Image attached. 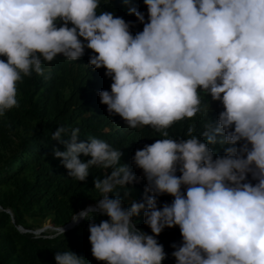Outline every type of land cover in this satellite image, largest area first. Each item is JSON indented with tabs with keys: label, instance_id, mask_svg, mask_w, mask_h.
Here are the masks:
<instances>
[{
	"label": "clouds",
	"instance_id": "9594fccd",
	"mask_svg": "<svg viewBox=\"0 0 264 264\" xmlns=\"http://www.w3.org/2000/svg\"><path fill=\"white\" fill-rule=\"evenodd\" d=\"M143 3L147 22L129 8L143 24L132 35L131 21L97 14L100 0H0V56L6 58L0 59V116L19 107L23 77L43 75L42 64L58 54L75 61L91 50L89 65L103 67L112 80L110 91L99 92L107 112L128 128L149 126L165 137L135 152L145 193L152 195L126 208L118 194L109 196L135 181L119 163L122 152L96 138L77 143L78 128L52 134L65 147L53 155L67 176L85 181L93 167L112 169L93 181L101 194L96 207L72 216L73 222L89 221L92 256L105 264H162L166 254L155 237L178 226L176 264H264V0ZM201 93L223 106L216 126L205 125L206 142L192 135L191 126L190 138H168L174 123L202 112ZM217 143L230 147L214 159L208 145ZM162 194L174 199L158 208ZM141 210L152 235L132 221ZM94 212L107 219L95 223ZM54 259L84 261L71 251Z\"/></svg>",
	"mask_w": 264,
	"mask_h": 264
},
{
	"label": "trees",
	"instance_id": "16d2710c",
	"mask_svg": "<svg viewBox=\"0 0 264 264\" xmlns=\"http://www.w3.org/2000/svg\"><path fill=\"white\" fill-rule=\"evenodd\" d=\"M133 7L144 13L147 22V7L143 0H128V3L124 0H100L97 14L107 11L125 22L131 21L129 31L135 35L143 30V24L129 13V8ZM57 26H60L59 21ZM91 55V50L86 48L84 55L75 61H68L58 54L53 61L44 62L43 75L33 72L18 82L19 107L8 110L5 118L0 117V146L3 148L0 151V264H55V255L65 251L82 257L83 264H105L91 254L88 220L81 219L63 234L50 237L43 232L36 235L29 231L39 227L46 218L53 226H61L80 212L78 209L101 198L93 181L101 179L102 169L93 167L85 181H76L67 176L60 159L54 157V149L65 150L63 144L52 139L57 128L65 127L69 133L71 129L78 128L77 143L96 138L119 149L122 154L136 152L165 138L149 126L128 128L119 115L107 112V106L100 102L99 92L110 91L112 80L105 76L103 67L95 69L89 65ZM0 59L6 60L2 56ZM201 99L202 112L174 123L168 129V138L177 141L190 138L188 128L191 126L194 128L192 135L206 142L202 135L207 130L205 125L216 126L223 106L220 101H213L209 94L201 93ZM17 127H21V132L16 131ZM67 138L65 135L64 139ZM208 147L214 152L215 159L224 155L225 148L230 145L217 143ZM80 158L84 161L90 159L82 154ZM176 175L179 176L180 172L177 171ZM247 179L256 183L250 175ZM146 187L147 180L142 173L139 181L123 188L117 186L109 196L118 194L123 207L127 208L133 201L144 202L146 195H152L145 193ZM181 190L185 191V188L182 186ZM173 199L168 194L159 195L157 207L171 204ZM93 216L97 224L107 219L97 212ZM144 219L143 210L132 217L137 228L152 235ZM155 238L163 245L166 254L162 264H176L172 256L176 249L172 245L182 243L179 227H166Z\"/></svg>",
	"mask_w": 264,
	"mask_h": 264
},
{
	"label": "rangeland",
	"instance_id": "374dc122",
	"mask_svg": "<svg viewBox=\"0 0 264 264\" xmlns=\"http://www.w3.org/2000/svg\"><path fill=\"white\" fill-rule=\"evenodd\" d=\"M5 115V114H4ZM4 115H2V116H0V117H4ZM5 118V117H4ZM16 131H18V132H21V127H17L16 128ZM13 136V135H12ZM0 151H3V148H1V146H0ZM134 155H135V152H132V153H123L122 154V156H121V159H120V161H119V163L121 164V165H126L128 168H129V170H130V172L132 173V174H134V176H135V181H139L140 180V178H141V176H142V173H143V170L142 169H139L135 164H134V161H133V157H134ZM111 171H112V169L111 168H109V169H107V170H102V177H101V179H103L104 178V176H105V174H110L111 173ZM87 206L89 205H91V206H95V203H87L86 204ZM85 205V206H86ZM96 207V206H95ZM78 210H81V209H78ZM77 210V211H78ZM42 228L43 227V229H42V231L41 232H43L46 236H53V235H55V234H57V231L53 228V227H55V226H53L51 223H50V221H49V219L48 218H46V219H44V220H42L41 222H40V226L39 227H35V228H33L32 230H35V229H37V228ZM39 233H37L36 235H38Z\"/></svg>",
	"mask_w": 264,
	"mask_h": 264
},
{
	"label": "water",
	"instance_id": "95a60500",
	"mask_svg": "<svg viewBox=\"0 0 264 264\" xmlns=\"http://www.w3.org/2000/svg\"><path fill=\"white\" fill-rule=\"evenodd\" d=\"M97 203H98V201L95 203V206L97 205ZM95 206H84L81 210H85V209H87V208H89V207H92V208H95ZM77 212V211H76ZM73 216V215H72ZM72 216H71V218H72ZM71 218H70V220L67 222V223H65V224H63V225H61V226H55V227H53L56 231H57V233H60V229L62 228L63 229V232L64 231H66L67 229H70V228H72V227H74L75 225H77L78 224V222H76V223H73V224H71V225H69L70 224V221H71ZM80 221V220H79ZM42 229H43V227L41 228H37V229H35V230H29L30 232H32L33 234H37V233H40L41 231H42Z\"/></svg>",
	"mask_w": 264,
	"mask_h": 264
},
{
	"label": "bare ground",
	"instance_id": "6f19581e",
	"mask_svg": "<svg viewBox=\"0 0 264 264\" xmlns=\"http://www.w3.org/2000/svg\"><path fill=\"white\" fill-rule=\"evenodd\" d=\"M81 211V210H80ZM79 212V211H78ZM78 212L76 213V214H78ZM76 214H74V215H76ZM79 222V221H78ZM73 223H76V222H73L72 221V219H71V221H70V224L69 225H71V224H73Z\"/></svg>",
	"mask_w": 264,
	"mask_h": 264
}]
</instances>
